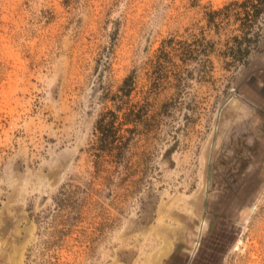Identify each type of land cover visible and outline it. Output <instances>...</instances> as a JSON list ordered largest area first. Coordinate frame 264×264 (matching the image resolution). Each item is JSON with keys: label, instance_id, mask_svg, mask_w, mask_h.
Returning <instances> with one entry per match:
<instances>
[{"label": "rangeland", "instance_id": "374dc122", "mask_svg": "<svg viewBox=\"0 0 264 264\" xmlns=\"http://www.w3.org/2000/svg\"><path fill=\"white\" fill-rule=\"evenodd\" d=\"M234 1L0 0V264H264V2L237 59Z\"/></svg>", "mask_w": 264, "mask_h": 264}, {"label": "trees", "instance_id": "16d2710c", "mask_svg": "<svg viewBox=\"0 0 264 264\" xmlns=\"http://www.w3.org/2000/svg\"><path fill=\"white\" fill-rule=\"evenodd\" d=\"M264 0H243V1H234L224 6L223 9L218 11H213L208 13V21L212 24L215 23V18L217 16L221 17V21L229 22V18L232 16L235 23H238L237 30L239 35L234 36L232 39L236 43L235 47H231V51L234 53V57L240 59L244 54L248 52V43L252 40V37L249 36L250 33L254 35L252 27L254 26L255 19L262 12L263 7L261 4ZM243 45V46H242ZM124 95H127L128 90H122ZM132 112L124 113V119L127 120L128 116ZM133 114V113H132ZM118 115L113 110L105 111L101 117L97 120L95 129L101 133V136H104V141L112 146L116 142L114 126L115 119ZM126 131L130 130L128 128ZM123 141L119 140L120 146H123ZM117 147V146H115ZM97 156V154H96Z\"/></svg>", "mask_w": 264, "mask_h": 264}]
</instances>
